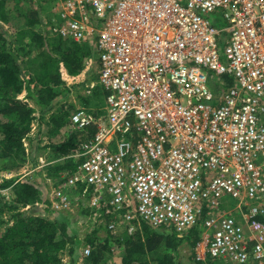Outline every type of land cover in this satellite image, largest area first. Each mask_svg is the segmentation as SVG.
<instances>
[{
	"label": "built area",
	"instance_id": "2783aa9c",
	"mask_svg": "<svg viewBox=\"0 0 264 264\" xmlns=\"http://www.w3.org/2000/svg\"><path fill=\"white\" fill-rule=\"evenodd\" d=\"M46 3L44 35L95 41L97 80L83 94H105L70 109L89 136L63 157L70 172L45 178L50 211H84L87 233L111 235L201 221L195 260L264 264V0Z\"/></svg>",
	"mask_w": 264,
	"mask_h": 264
},
{
	"label": "trees",
	"instance_id": "16d2710c",
	"mask_svg": "<svg viewBox=\"0 0 264 264\" xmlns=\"http://www.w3.org/2000/svg\"><path fill=\"white\" fill-rule=\"evenodd\" d=\"M7 1L0 0V264H64L63 254L66 264H108L114 254L119 264H180L183 246L190 249L196 264H221L222 260L210 257L195 260L201 221L181 234L140 221L132 235H111L105 225H98L80 236L71 215L84 219L85 212L50 211L41 193L45 178L59 179L60 173L72 170L69 159L45 166L44 179L16 175L26 161L32 169L38 166L35 140L29 138L34 121L45 129L48 143L43 150L49 149L54 159L68 156L89 136L72 129V106L66 110L59 105L66 100L68 82L84 81L86 63L94 61L96 53L86 44L44 35L43 11L32 0H12L13 14L6 9ZM223 79L232 86L231 77ZM38 211L44 214H35ZM100 231L104 237L98 235ZM86 246L90 253L83 256Z\"/></svg>",
	"mask_w": 264,
	"mask_h": 264
},
{
	"label": "rangeland",
	"instance_id": "374dc122",
	"mask_svg": "<svg viewBox=\"0 0 264 264\" xmlns=\"http://www.w3.org/2000/svg\"><path fill=\"white\" fill-rule=\"evenodd\" d=\"M32 3H33V6L34 7H38L39 11H45L47 9H45V7L48 5L46 3V0H32ZM25 3L23 2V5ZM26 5V4H25ZM13 6H14V3L12 0H8L7 1V4H6V9L8 11L11 12V14H13L14 10H13ZM208 18L211 19L212 23L222 29L225 27V23H220L218 21H216L211 15H207ZM7 28V27H5ZM85 44L90 47L92 49V51L95 54V57H97V52H96V49H95V41L92 40H89V41H86ZM223 46L222 45V49H223ZM96 60V58H95ZM94 60V61H95ZM93 61V62H94ZM88 78H91L90 75H88ZM92 78H96V75L95 77H92ZM233 80V79H232ZM233 84L232 86L235 87V82L234 80L232 81ZM83 84V86H81V84ZM90 82L87 81V79L85 78L84 81L83 80H77V79H74L70 82H68L67 84V96H66V100L65 102L68 104V108L69 106H72V108L70 109H73L75 108L76 106L78 105H94L96 106L97 102H99V104H101V102H103L104 100V96H98V94L100 93V90L98 91L96 88L94 89V92H95V96L93 95V98H91L90 100L89 99H86L84 97V94H83V91L84 89L86 88L85 86H88ZM84 87V88H83ZM105 95V94H104ZM36 117H39V114L36 112L35 114ZM34 124V127H33V131H32V134H30L31 136V139H34V148L36 149L37 147V153L35 154L36 157H37V162H38V165H40V162H39V158L41 157L44 161V163L46 164L47 162L49 163H52V164H55L57 161H55L54 159H52V156L50 154V150L49 149H46V150H43V147L45 145H47L48 143V140L46 137H44V133L45 132V129L41 130L42 127H40V123H39V120L34 121L33 122ZM75 130V129H73ZM42 131V134L41 136L39 137V134L40 132ZM24 147H28L29 149V144L27 141L24 142ZM42 165L41 168H44L46 165ZM2 165V162L0 161V166ZM39 168L38 166L35 167V168H31V164L29 162L26 161L25 165L16 173V175H20V178H24V177H31V179H39L40 177L44 179V177L46 176V172L44 171V169H41ZM41 172V174H40ZM64 172V171H63ZM61 174V173H60ZM40 176V177H39ZM49 190V184L46 180L43 181L42 183V188H41V193L42 195ZM39 207H40V204H37ZM50 210V208H49ZM35 214L37 215H41V214H44L43 212L41 211H38L36 212ZM75 215V213L73 214ZM73 217L72 221L75 222V226H76V229L78 231V233L80 234V236H83L86 232H87V228L90 226L89 225V222L88 221H84V219L82 218V216H78V217H75V216H72ZM98 235L100 237H104L105 236V232L104 231H100L98 232ZM63 263L66 264L67 262V257L63 254ZM120 263V258L118 257V255L114 254L109 260H108V264H119ZM221 264H231L229 261H226V260H222V262H220ZM180 264H196L194 260H192L191 258V251L190 249L187 247V246H183L180 250ZM216 264H219V263H216Z\"/></svg>",
	"mask_w": 264,
	"mask_h": 264
},
{
	"label": "crops",
	"instance_id": "0c3cea01",
	"mask_svg": "<svg viewBox=\"0 0 264 264\" xmlns=\"http://www.w3.org/2000/svg\"><path fill=\"white\" fill-rule=\"evenodd\" d=\"M86 69H87V70L85 71V75H84V76H85V78L87 79V81H88V82H91V81L95 82V81L97 80V79H96L97 77H96V78H92V77H95V75H97V63H96V61H94V62L91 61L90 65L87 66ZM88 75H90L91 78H88ZM96 88H97L98 91L100 90L98 87H96ZM100 92H102V91L100 90ZM94 95H95V92H94ZM84 97H85V96H84ZM36 122H37V121H36ZM31 134H32V132H31ZM30 136H31V135H30ZM30 136H29V138L32 137V136H31V137H30ZM32 138H33V137H32ZM41 157H42V156H41ZM41 157H40V158H41ZM52 159H54L53 156H52ZM54 160L57 161L55 164H60V163H62V162L64 161L63 157H61V158H59V159H54ZM46 164H47V165H48V164L55 165V164H52V163H49V162H47ZM47 165H46V166H47ZM38 167H39V165H38ZM41 169H44V168H41ZM60 175H61V174H60ZM60 175H59V177H60ZM57 180H58V179H53V181H57ZM47 192H48V191H46V192L42 195L44 198H46ZM229 206L232 207L231 204H230ZM263 218H264V217H262V219H263ZM139 222H140V221H139ZM193 251H194V250H193Z\"/></svg>",
	"mask_w": 264,
	"mask_h": 264
}]
</instances>
